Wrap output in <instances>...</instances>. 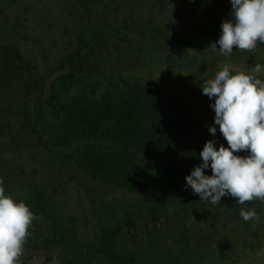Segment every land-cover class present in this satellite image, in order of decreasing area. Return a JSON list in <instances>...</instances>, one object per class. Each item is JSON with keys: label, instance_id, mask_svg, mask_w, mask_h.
<instances>
[{"label": "trees", "instance_id": "trees-1", "mask_svg": "<svg viewBox=\"0 0 264 264\" xmlns=\"http://www.w3.org/2000/svg\"><path fill=\"white\" fill-rule=\"evenodd\" d=\"M173 1L0 0V179L42 216L33 222L43 245L60 247V264H255L264 249V201L213 205L186 184L221 134L214 109L153 79L69 98L77 82L146 55L196 67L166 24ZM188 1L190 36L217 41L230 0ZM223 57L264 65V43ZM99 187L124 197L109 202ZM72 194L78 216L60 203ZM242 209L259 220L245 222Z\"/></svg>", "mask_w": 264, "mask_h": 264}, {"label": "clouds", "instance_id": "clouds-1", "mask_svg": "<svg viewBox=\"0 0 264 264\" xmlns=\"http://www.w3.org/2000/svg\"><path fill=\"white\" fill-rule=\"evenodd\" d=\"M230 2L231 17L222 22L216 43L222 55L231 54L234 48L251 52L258 41L264 43V0ZM254 71L260 73L261 65ZM201 89L214 99L210 105L214 125L219 126L228 147H216L214 140H207L199 154L201 163L185 176L187 186L199 200L213 205L229 195L240 204L264 201V81L244 71L230 73L225 65L213 79L204 81ZM208 130L215 135V126ZM241 151L248 154H236ZM209 167L212 174L206 175L204 170ZM240 215L245 222L259 220L254 209H242ZM41 219L25 202L6 195L0 179V264H19L29 228Z\"/></svg>", "mask_w": 264, "mask_h": 264}, {"label": "rangeland", "instance_id": "rangeland-1", "mask_svg": "<svg viewBox=\"0 0 264 264\" xmlns=\"http://www.w3.org/2000/svg\"><path fill=\"white\" fill-rule=\"evenodd\" d=\"M208 2L214 9L219 8L215 6L216 0H209ZM230 5V1L225 3V12L231 13L232 9H229ZM192 10L193 2L174 0L168 7L166 24L171 27V30L176 29L180 31L179 46L187 49L190 60L193 58L198 59L196 67L191 66L189 69L186 68L188 66L186 60H183V63H174L162 55L148 56V58L146 55L145 59H141L142 61L140 62L132 60L128 66H122V68L118 67V64L113 67L110 66L85 82H77L70 88L69 98L73 96L86 98L102 94L107 89L113 90L115 86H118V88L125 86L122 82L133 81L134 79L132 78L141 81L153 79L155 82H162L167 88L175 91L177 94L187 96L200 107L204 105L206 109L213 110L210 107L212 100L202 93L201 85L204 81L213 79L217 72L225 65H228L230 71L233 72L244 71L257 77H264V65H261L260 73H255L254 69L258 63L254 61L235 62L231 59H225L216 41L212 39L192 38L186 30L187 21ZM173 54L177 55L178 53L174 51ZM189 62L191 63V61ZM214 63L217 64V67L213 66ZM194 71L200 74V80L197 79ZM209 140H214L216 147H219L220 144L228 147L227 141L222 134L219 137H210ZM236 154L245 156L241 152ZM97 191L107 198L109 202L114 198L124 197V194L116 190L99 187ZM60 203L65 214L67 213L72 216L81 214L80 203L75 194L68 196L64 199V202L60 200ZM29 232L30 236L24 245L23 255L20 257L19 264H60V247L55 244L43 245L41 243L44 234L43 228L33 222L29 228ZM255 264H264V249L257 254Z\"/></svg>", "mask_w": 264, "mask_h": 264}]
</instances>
